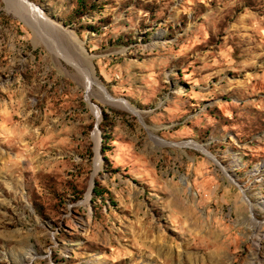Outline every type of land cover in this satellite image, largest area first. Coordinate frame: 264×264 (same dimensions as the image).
Returning <instances> with one entry per match:
<instances>
[{
  "label": "rangeland",
  "instance_id": "rangeland-1",
  "mask_svg": "<svg viewBox=\"0 0 264 264\" xmlns=\"http://www.w3.org/2000/svg\"><path fill=\"white\" fill-rule=\"evenodd\" d=\"M23 1L0 264H264V0Z\"/></svg>",
  "mask_w": 264,
  "mask_h": 264
},
{
  "label": "bare ground",
  "instance_id": "bare-ground-1",
  "mask_svg": "<svg viewBox=\"0 0 264 264\" xmlns=\"http://www.w3.org/2000/svg\"><path fill=\"white\" fill-rule=\"evenodd\" d=\"M18 2H20L21 4H24V5H25V2H24L23 0H18ZM114 106H115V105H114ZM99 168H100V164H99V162L97 161V162H96V166H95L94 176H95L96 173L98 172ZM91 188H92V183H91V185H90L89 191H88L87 196H86L87 199H88L89 196H90ZM87 199H86V200H87ZM177 200H178V198H177ZM195 241H196V240H195ZM194 243H195V242H194Z\"/></svg>",
  "mask_w": 264,
  "mask_h": 264
},
{
  "label": "trees",
  "instance_id": "trees-1",
  "mask_svg": "<svg viewBox=\"0 0 264 264\" xmlns=\"http://www.w3.org/2000/svg\"><path fill=\"white\" fill-rule=\"evenodd\" d=\"M85 0H77L78 4L82 5ZM96 192V191H95ZM97 193V192H96Z\"/></svg>",
  "mask_w": 264,
  "mask_h": 264
}]
</instances>
